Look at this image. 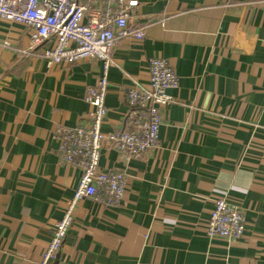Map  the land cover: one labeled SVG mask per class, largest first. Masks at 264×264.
<instances>
[{"label":"crops","instance_id":"crops-1","mask_svg":"<svg viewBox=\"0 0 264 264\" xmlns=\"http://www.w3.org/2000/svg\"><path fill=\"white\" fill-rule=\"evenodd\" d=\"M107 74L104 134L123 130L126 94L160 57L179 86L158 143L126 160L104 145L99 166L125 176L118 207L90 199L52 264H264V0H136ZM30 30L0 20V264H34L81 172L59 155L56 127L87 125L86 90L102 62L49 66L20 53ZM48 45L51 43L48 42ZM244 213L238 240L208 238L215 200Z\"/></svg>","mask_w":264,"mask_h":264},{"label":"built area","instance_id":"built-area-1","mask_svg":"<svg viewBox=\"0 0 264 264\" xmlns=\"http://www.w3.org/2000/svg\"><path fill=\"white\" fill-rule=\"evenodd\" d=\"M136 0H0V20L30 30L24 55L43 58L49 66L74 65L86 60L102 62V76L86 90L85 103L91 108L87 125L59 126L54 131L57 154L81 172L62 217L54 225L39 262L52 264L73 223L78 204L90 199L102 206L118 207L125 194V176L99 166L100 150L110 146L126 160L147 157L156 148L162 113L174 103L169 91L178 89L179 79L160 57L148 61V83H133L126 94L129 118L123 130L101 131L107 109V74L113 66L112 53L119 38L143 39L142 30H131V13ZM51 44L48 45L47 43ZM208 238L240 239L245 231L244 213L224 199L215 200L205 226Z\"/></svg>","mask_w":264,"mask_h":264},{"label":"rangeland","instance_id":"rangeland-1","mask_svg":"<svg viewBox=\"0 0 264 264\" xmlns=\"http://www.w3.org/2000/svg\"><path fill=\"white\" fill-rule=\"evenodd\" d=\"M135 160V159H134Z\"/></svg>","mask_w":264,"mask_h":264}]
</instances>
